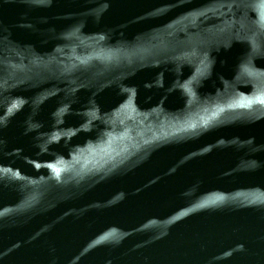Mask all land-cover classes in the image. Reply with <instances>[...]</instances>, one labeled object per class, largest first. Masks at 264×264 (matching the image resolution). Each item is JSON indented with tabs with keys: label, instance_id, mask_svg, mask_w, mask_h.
Listing matches in <instances>:
<instances>
[{
	"label": "water",
	"instance_id": "obj_1",
	"mask_svg": "<svg viewBox=\"0 0 264 264\" xmlns=\"http://www.w3.org/2000/svg\"><path fill=\"white\" fill-rule=\"evenodd\" d=\"M0 264H264V0H0Z\"/></svg>",
	"mask_w": 264,
	"mask_h": 264
}]
</instances>
